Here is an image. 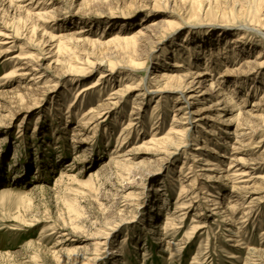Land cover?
I'll return each instance as SVG.
<instances>
[{"label": "rangeland", "instance_id": "rangeland-1", "mask_svg": "<svg viewBox=\"0 0 264 264\" xmlns=\"http://www.w3.org/2000/svg\"><path fill=\"white\" fill-rule=\"evenodd\" d=\"M252 8L0 0V264H264V64L245 84L243 58L226 56L234 34L255 31ZM53 36L103 64L56 66L41 55ZM27 56L37 76L9 77ZM183 66L206 81L181 95L157 77ZM92 115L96 139L76 136Z\"/></svg>", "mask_w": 264, "mask_h": 264}, {"label": "bare ground", "instance_id": "bare-ground-1", "mask_svg": "<svg viewBox=\"0 0 264 264\" xmlns=\"http://www.w3.org/2000/svg\"><path fill=\"white\" fill-rule=\"evenodd\" d=\"M255 2H257V4H259L260 8H261V9L258 8L259 10L256 12H255V10H257V9H255ZM251 5L253 7L251 10L252 11L251 13H252V17L254 18L251 21V28H253L255 31L251 32L249 30V31L237 32L236 34H234V38H233V47L236 51L230 52V48L229 49L227 48V50H226V56L228 58H234L235 61L239 60L240 58H243V60L241 61L240 65H239V66H241V68L239 70H237V72L241 73L243 75L242 80L244 81V83L249 81L252 76L253 77L255 76L256 73H252V70H256L257 65L261 66L264 64L263 62L260 61L262 58H264V2H263V0H251ZM226 26H228V24ZM34 29H36V28L34 27ZM212 31L213 30H211L209 28H208V30H205V32H207V33L212 32ZM200 32L204 33V31H200ZM18 33H16V34H18ZM225 36H227V35H225ZM4 37H5V39H8V40L9 39L14 40L16 38L15 36H13L10 33L4 34ZM53 37H51V38L53 39ZM67 39H69V38H67ZM0 40H3V39H0ZM66 40H65L66 43H64V45L63 44L60 45L61 41L59 40V38L56 37L55 38L56 44L53 46V48L50 50L43 49L41 55L42 56H44L46 54L50 55L51 59H53L52 62L55 63L56 66H59L62 68L67 66L68 69L71 70L73 73H78V72L89 73L93 69H95V67L97 68L103 64L104 60H102L100 58H93L91 56H87V57L83 56L81 54V52H79L80 50L75 48V45L79 46V43H77V41H80L79 39L72 38L68 42ZM122 41H120V42H122ZM254 41H258L262 47L259 48V53H258V57L256 58V61H251V56H252V53L254 52V46H251V44ZM130 42L131 43L128 45V48L126 47L123 50H127V55L131 54V57H133V53H136V55H137L138 51H140V48H142V45H141L142 39L138 38V39H136V41H130ZM61 43H63V41ZM102 43L103 42H101V43L97 42L95 45L100 46V45H102ZM13 44H14V42H13ZM92 45H94V44H92ZM40 46H41V44H40ZM134 50H135V52H134ZM60 51H61V53L59 56ZM36 58L37 57H35V56H27L26 58L21 57L20 60H23V59L26 60V62H27L26 67L21 68V70L13 71L8 76L9 77L10 76L12 77L13 75L37 76V74L35 75V74L31 73V71H33L34 69H30V67L33 66V64H31V62L33 63ZM130 64L133 65L135 69H138V67H143V66H141L142 63H140V64L130 63ZM113 65H116V64L111 63L109 65L110 71L114 70ZM183 67H185V66H183ZM184 69H186L187 71L185 72V74L180 73V77H179L178 73L173 72L171 74L160 73L157 78H159L160 80H164V82H166L167 84H171L172 86H170V87H172L174 89L176 88L177 91H179L181 95L184 94V92H188L190 90H195V89L203 86V84L206 80H205V77L202 76L203 75L202 73H197L195 71L188 70L189 68H186V67ZM19 71H24V72L18 74L17 72H19ZM191 72H193V74H190L189 76L184 77L185 75H187L188 73H191ZM105 77H106L105 75L101 76V78H105ZM254 81H255V79H254ZM235 82H236V84L239 85L240 90L237 91V89L235 87V89H232L231 91H232V93H235L234 95H236V94L239 95L240 93H242L245 90V88H243V87H245L246 83L241 84L240 80H236ZM209 84H211V83L209 82ZM119 93H123V92L116 93V94H118L117 98H116V100H117L116 104H117V102H119L121 100V97H122V95H120ZM231 96H233V94H230L229 97H231ZM229 102L231 103L232 106L237 105V100H235V99L230 98ZM239 113L241 114L242 112H238L237 114L240 115ZM94 117L95 116L92 115L91 119H89L88 116H86L84 118L85 121L83 120L80 122L79 127H78L77 132H76V136L82 135L83 130H87V131H89V133H87V132L84 133V136L86 137V139L93 140V141L96 139V137L91 136L92 133L98 132V129H99V127L94 126V123H93V119H95ZM173 133L175 135H179L178 130H176ZM86 139H83V140L86 141ZM173 141L176 143L175 139ZM174 146H175L174 147V150H175L177 143ZM177 148H178V146H177ZM205 163L212 165V163L208 162V161H206ZM241 163H244V162H241ZM243 176H245V174L240 173V174H238L237 177L241 178ZM251 203H253V202H251Z\"/></svg>", "mask_w": 264, "mask_h": 264}]
</instances>
